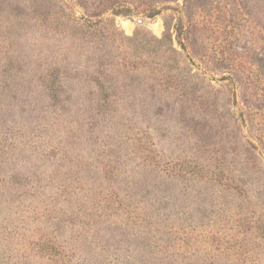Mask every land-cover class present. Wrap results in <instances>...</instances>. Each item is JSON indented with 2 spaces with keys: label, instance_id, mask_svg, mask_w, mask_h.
<instances>
[{
  "label": "rangeland",
  "instance_id": "1",
  "mask_svg": "<svg viewBox=\"0 0 264 264\" xmlns=\"http://www.w3.org/2000/svg\"><path fill=\"white\" fill-rule=\"evenodd\" d=\"M0 264H264V0H0Z\"/></svg>",
  "mask_w": 264,
  "mask_h": 264
},
{
  "label": "trees",
  "instance_id": "2",
  "mask_svg": "<svg viewBox=\"0 0 264 264\" xmlns=\"http://www.w3.org/2000/svg\"><path fill=\"white\" fill-rule=\"evenodd\" d=\"M80 19H82L84 21L83 25L81 24V29H82V27L84 29H87V27L89 26L88 24H90L91 22H93L91 18H88V17H85V16H81ZM99 20H101V19H98V21ZM184 31L185 30L183 29L182 32H181V34L179 35V44H180V46L182 47L183 50L186 48V44L184 42L185 41L186 33ZM76 39H77V41L78 40L79 41H83V40L87 41V38L85 37L84 34L82 36H80V37L77 36ZM169 50H171L173 52H177V50L173 47L172 42H170V41H169ZM83 64L87 65L88 63L85 62V61H81V60L79 62L70 63V65H69V63H67V64L65 63V65L63 66V68H62L61 71H59V70L57 71L56 70L55 74H53V72H51L50 77H51V75L53 77H51L52 79L50 78V80H46L47 89L51 93H54V95L56 94V96H57V93H58L59 89H61V85H60L59 82H57L58 80L55 78V76L58 75L59 72L64 73L65 71H68V69L71 70V71L73 70L74 73H78V71L79 72L82 71L81 70V66ZM163 72L165 74L168 73V77L169 78H173V76L176 77V75H174L176 73L175 72H171L170 73V70H167L166 69V70H163ZM90 81L93 82L94 87L96 86V91L98 93H102V95L95 96V99L96 100H95V102L93 104L90 105L89 108L94 109V110H109V108L111 106H114L116 104L115 102L110 101L109 100V97H107V96L104 97L105 96L104 95V91H103L104 87L102 86L103 84H101V81L100 80L94 79V78L91 77L90 78ZM94 94H96V93H94Z\"/></svg>",
  "mask_w": 264,
  "mask_h": 264
},
{
  "label": "bare ground",
  "instance_id": "3",
  "mask_svg": "<svg viewBox=\"0 0 264 264\" xmlns=\"http://www.w3.org/2000/svg\"><path fill=\"white\" fill-rule=\"evenodd\" d=\"M125 28H126V30H129L131 28L130 24L125 23Z\"/></svg>",
  "mask_w": 264,
  "mask_h": 264
},
{
  "label": "water",
  "instance_id": "4",
  "mask_svg": "<svg viewBox=\"0 0 264 264\" xmlns=\"http://www.w3.org/2000/svg\"><path fill=\"white\" fill-rule=\"evenodd\" d=\"M82 16H85V17H88V18H91L90 16H87L85 13L83 12H80Z\"/></svg>",
  "mask_w": 264,
  "mask_h": 264
}]
</instances>
